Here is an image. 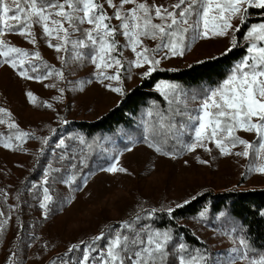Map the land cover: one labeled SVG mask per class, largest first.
<instances>
[{
    "label": "rangeland",
    "instance_id": "374dc122",
    "mask_svg": "<svg viewBox=\"0 0 264 264\" xmlns=\"http://www.w3.org/2000/svg\"><path fill=\"white\" fill-rule=\"evenodd\" d=\"M8 2L11 3V0ZM101 2L104 3L108 15H114V9L108 6L106 0ZM152 2L153 0H148V3ZM154 2L169 6L177 3V0ZM114 3L119 4L120 0H114ZM132 6L124 7L128 9ZM253 10L259 9H249L250 15L246 24L255 18L251 16ZM232 23L235 28L240 20L234 19ZM111 24L118 27L120 21L112 19ZM64 26L68 27L67 24ZM81 27L90 28L91 25L84 24ZM32 31L36 43H31L28 36L16 33H7L0 36V39L11 46L26 50L30 54L31 63L39 65L40 69L47 64L61 70L65 79L61 80L55 75L43 80L28 79L19 74L22 69L0 63V108L6 110L0 113V120L4 121L0 123V193H7L6 198L2 194L0 198L5 207L13 204L9 210L0 201V211L5 213L0 216V223H3V232H0V264H12L9 257L13 252L17 254L18 264H60L61 257L75 262L82 255L81 241H90L105 231L107 226L119 228L125 220L135 221L137 215L140 220L136 223L143 224L150 218L143 217V214L155 215L160 211L166 212L169 208H179L177 205L183 206L204 192L217 194L264 189V174L249 170L250 165L255 166L251 150L249 157L237 156L236 152L245 150V146L237 145L229 148L231 154L225 155L214 143L207 141L206 147L197 144L195 150H189L185 145L192 143L195 138L191 129L181 127L178 132L172 130L185 144L178 155L169 157L160 156L148 148L138 135L117 143L100 138L82 143L77 137L65 136L62 131L67 130L70 123L98 121L117 107L125 94L149 77L143 76L148 66L135 67V53L130 47L123 48L121 59L124 67L120 70V80L101 82L96 75L101 69H97L90 59L73 61L67 52H57L50 46L55 45L57 40L54 37H45L41 26L33 25ZM237 32L230 30L225 36L213 35L211 22L207 38L201 37L192 41L189 32L185 38L184 54H169L168 58L161 59L157 70L152 74L157 71H182L224 56L230 47L234 48L233 38L236 39V46L246 49L248 41L244 38L239 42ZM79 35L77 33L72 38ZM116 39L121 45L126 43V37L119 32ZM142 39L143 46L149 49L160 43L159 39ZM37 51L40 52L43 63L35 58L34 53ZM75 51L86 54L88 49L77 48ZM162 55L160 53L156 58L160 59ZM2 60L3 57H0V61ZM25 67L29 68L28 74L33 77L43 75L49 70L43 66V72L39 70L38 73H32L27 61ZM103 70L109 75L116 71L115 68ZM105 85L121 87L123 93L113 92ZM159 85L163 86L159 90L157 88V91L164 103L162 106L153 105L143 112L141 124L146 130L155 127L156 119L171 116L172 109L176 107L169 103L170 97L164 95L163 89L168 83ZM61 88L64 89L63 92L60 91ZM178 88L189 95L201 92L195 89L186 90L180 86ZM29 92L35 97V102L27 96ZM45 102L52 107H47ZM153 107L155 110L150 111ZM197 107V104L190 102L187 110ZM186 115L187 112L185 116L174 117L173 122L183 126ZM11 123L18 127L9 129L8 125ZM19 132L31 135L23 142L16 141L15 136ZM9 135L13 137L14 147L6 148L2 141ZM236 135L254 144L257 141L255 133L238 130ZM60 141H64V144L61 145ZM71 153L78 157L75 162L83 159L85 163L76 167L52 166L55 163L62 165ZM62 155L64 159H61ZM113 163L127 171L102 170ZM255 163L260 161L256 160ZM49 169H54L55 177L62 183L54 182L51 187L48 185L51 183L48 178ZM45 173L48 174L47 177ZM45 179L47 184L44 183ZM39 184L48 187L55 194L53 200L56 204L51 214L48 210L45 214V210L40 207L43 202L42 195V199L36 201L38 196H35L34 188ZM185 225L209 246L206 253L209 264H217L218 261L227 264L232 259H235L236 264H249L247 258H240L242 252L255 258L246 247L240 245L239 241L243 236L238 227L225 217L214 220L203 217ZM74 244L80 246V250L69 253L68 249ZM99 246H104L103 241ZM176 252L180 251H171V258Z\"/></svg>",
    "mask_w": 264,
    "mask_h": 264
},
{
    "label": "snow or ice",
    "instance_id": "6c2138e0",
    "mask_svg": "<svg viewBox=\"0 0 264 264\" xmlns=\"http://www.w3.org/2000/svg\"><path fill=\"white\" fill-rule=\"evenodd\" d=\"M106 2L114 9V15H108L101 0H11V3L8 0H0V36L16 33L26 35L31 38V43H36L32 28L33 25H39L45 37H54L57 40L55 45L50 44L57 52H67L73 61L90 59L97 69H101L96 74L101 82L119 81L120 70L124 67L121 59L123 48L130 47L135 53V67L148 66L143 73L144 77H148L157 70L161 59L168 58L169 54L172 56L184 54L185 38L189 32L192 41L201 37L207 38L211 22L212 34L225 36L230 30L239 31L240 27L247 23L249 9H259L264 12V0H177V3L169 6L158 5L154 0L151 4L148 0L142 2L120 0L119 4L114 3V0H106ZM125 5L133 6L125 9ZM112 19L120 21L118 27L111 24ZM234 19L240 20V24L235 28L232 23ZM154 20L160 22L154 23ZM65 24L68 27H65ZM84 24L91 27L82 28ZM118 32L126 37L124 45L116 39ZM77 33L80 35L73 39V35ZM142 38L159 39L160 43L155 48L149 49L143 46ZM244 38L248 41L247 54L233 65L230 73L217 86L192 95L171 84L163 89L164 95L170 97L169 103L176 107L172 109L171 116L161 117L162 135L172 133V130L178 132L181 127L191 129L195 138L192 143L185 145L187 149L195 150L197 144L206 147L205 141H207L214 143L215 147L225 155L231 154L230 147L243 145L245 150L236 152L235 155L249 157L251 150L255 166L250 165L249 170L264 174V21L252 24ZM235 46L236 39L233 38L232 47ZM77 48L88 49V52L86 54L76 52ZM227 51H231V47ZM160 53L163 55L157 59L156 56ZM34 56L39 60L41 54L37 51ZM0 57H3L0 63L10 64L14 69H22L19 74L25 78L43 80L55 75L61 80L65 79L61 70L47 64L43 66L49 70L43 75L30 76L29 68L25 67L26 61L30 64L32 73H38L40 66L31 63L30 54L26 50L11 46L3 39H0ZM110 68L116 69L111 75L103 70ZM105 87L113 92L123 93L121 87L111 85ZM162 87V85L157 86L158 90ZM60 91L63 92L64 89L61 88ZM27 96L35 102L31 92L27 93ZM190 102L197 104L198 107L191 111L187 110ZM45 103L47 107H52L51 104ZM5 111L0 108V113ZM186 112V122L183 126L173 122L174 117L185 116ZM0 123L4 121L0 120ZM8 127L13 129L18 126L11 123ZM238 130L255 133L256 143L237 136ZM30 135L19 132L15 140L23 142ZM12 140V136H7L2 141L4 147H14ZM60 144L63 145L64 141H60ZM149 146L155 147L157 152L162 151L159 143L154 142ZM61 159H64L63 155ZM256 160L260 163H255ZM202 162L206 163V161ZM80 163L84 164L85 160L81 159ZM72 167H76V164L73 163ZM102 170L127 171L117 167L115 163ZM47 175L45 173L46 177ZM47 182L45 179L44 183ZM41 187L43 202L40 207L47 214L53 196L50 195L48 187ZM0 194L7 197L6 192ZM8 207L11 210L12 206ZM177 207L181 206L177 205ZM168 211L171 213L173 209L169 208ZM4 215L5 213L0 211V216ZM203 215L202 212L201 216ZM139 220L140 216L137 215L135 221L125 220L119 228L107 226L105 231L94 236L90 241H81L83 251L79 260L73 262L61 257L60 264H164L169 242L173 239L172 233L166 229L159 230L147 225H138L136 221ZM0 232H3V223H0ZM102 241L104 246L98 247ZM239 243L242 246L247 244L244 239ZM186 248L184 243L178 244L181 252ZM76 250H80V246L74 244L68 252ZM16 257L15 252L10 254L9 259L12 264H18ZM240 258H247L249 264H264V255L252 258L242 252ZM180 264H209V257L206 253H199L197 250V255L190 259L186 260L181 256ZM217 264H225V262L218 261ZM227 264H236V261L232 259Z\"/></svg>",
    "mask_w": 264,
    "mask_h": 264
},
{
    "label": "trees",
    "instance_id": "16d2710c",
    "mask_svg": "<svg viewBox=\"0 0 264 264\" xmlns=\"http://www.w3.org/2000/svg\"><path fill=\"white\" fill-rule=\"evenodd\" d=\"M251 16L255 18L251 19L249 24H245L236 34L239 42H242L248 28L252 24L264 21V12H261V10H253ZM246 49L240 47V45L236 46L224 56L193 65L182 71H157L144 79L138 87L125 94L119 105L98 121L92 123L72 122L67 126V130L62 132L65 136L72 135L82 141L100 138L114 143L138 135L142 137V141L146 146L158 155L165 157L178 155L179 150L183 149L185 142L178 137L175 131L162 135L161 119L154 121L155 127L151 130H146L141 124V116L144 111L149 110L153 105L162 106L164 103L162 96L157 91V86L161 83H168L180 86L186 90L195 89L200 91L215 87L226 78L233 65L247 54ZM40 61L43 63V59H40ZM40 70L43 72V65ZM153 110H155L154 107L150 111ZM154 142L162 146L161 152H157L155 147L149 146ZM76 159L78 157H74V154L71 153L69 159L62 165L58 166L55 163L52 166L64 168L72 167L73 163L82 165L80 160L75 162ZM48 178L51 181L48 184L50 187L54 185V182L62 183L59 178L55 177L54 169H49ZM41 186L43 184H39L34 188L35 196H38L36 201L42 199L41 195L43 197L42 189L39 190V188H42ZM50 195L54 199L55 194L51 193V190ZM0 201L1 205L5 207L2 204V198H0ZM57 202L59 201L57 200ZM55 204V200L49 202L48 211L50 214L55 208ZM5 208L9 209L8 206ZM202 212L204 213L203 216H201ZM142 216H150V218L143 224L138 225H147L152 229H166L173 235V239L168 245L164 264H180L181 256H184L187 260L197 255L191 252L197 253L198 250L199 253H207L209 251L207 243L199 239L185 225L191 221H199L203 217H207L210 220L222 217L227 218L242 233L243 239L247 242L244 247H246L249 254L254 257L264 255V189L242 192L228 191L217 194L204 192L189 203L173 209L171 213L169 211H160L155 215L143 214ZM179 243H184L187 246L185 251L181 252L178 249ZM175 249L180 252H176L171 258V251Z\"/></svg>",
    "mask_w": 264,
    "mask_h": 264
}]
</instances>
